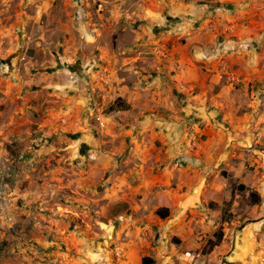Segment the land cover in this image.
<instances>
[{
    "label": "crops",
    "instance_id": "obj_1",
    "mask_svg": "<svg viewBox=\"0 0 264 264\" xmlns=\"http://www.w3.org/2000/svg\"><path fill=\"white\" fill-rule=\"evenodd\" d=\"M95 1L102 2L98 18L88 12L86 24L100 35L115 30L118 42L98 47L101 103L84 128L91 129L94 116L103 127L100 149L97 138L89 149L99 166L89 161L88 173L109 197L104 217L116 227L107 238L123 241L124 257L91 249L75 229L65 238L74 248L83 239L76 264H143L144 257L180 264L171 239L198 247L195 242L211 238L231 207V180L264 199V0ZM12 38L10 27H0V104L11 111L0 130L19 140L15 131L29 111ZM222 60L241 84L219 80ZM118 99L126 110L104 111ZM191 118L200 139L194 150L185 144ZM253 225L264 230V214ZM21 237L27 248L41 242L37 264H51L42 261L52 259L58 236Z\"/></svg>",
    "mask_w": 264,
    "mask_h": 264
},
{
    "label": "rangeland",
    "instance_id": "obj_2",
    "mask_svg": "<svg viewBox=\"0 0 264 264\" xmlns=\"http://www.w3.org/2000/svg\"><path fill=\"white\" fill-rule=\"evenodd\" d=\"M101 4L95 0H0V27L12 29V45H8L14 47L12 54L17 53L21 93L29 111L20 121L21 129L17 132L18 126L15 131L21 139L0 130V264L41 262L35 246L42 243L28 242L27 248L20 240L25 234L58 236L59 243L52 244L56 250L52 259L42 261L51 260V264L78 261L83 239L77 237L74 248L65 238L69 230L75 229L77 235L90 239L91 249L105 254L123 243L109 237L105 242L116 227L104 217L109 197L101 194L103 188L98 180H89L88 173L89 161L99 166L98 156L91 158L89 149L96 138L95 147L100 149L103 127L94 116L91 129L84 128L92 106L100 108L101 103L98 47L118 42L115 30L100 35L86 24L88 12L98 18ZM8 110L0 104V126L11 121ZM89 133L93 139L85 138ZM231 184L238 191L233 192L231 207L224 208L225 224L211 238L195 242L202 262L264 264V230L253 225L257 214H264V199L255 204L250 196L254 189L239 190L233 180ZM220 231L222 242L209 250L208 242L216 240L215 233Z\"/></svg>",
    "mask_w": 264,
    "mask_h": 264
},
{
    "label": "built area",
    "instance_id": "obj_3",
    "mask_svg": "<svg viewBox=\"0 0 264 264\" xmlns=\"http://www.w3.org/2000/svg\"><path fill=\"white\" fill-rule=\"evenodd\" d=\"M245 45H241L244 47ZM240 47V46H239ZM218 78L221 82L227 85L236 86L242 83V77L237 72L230 70L225 60H222L220 69L218 71ZM186 141L185 144L191 149H196L200 144V139L195 131L194 119H189L185 131ZM113 252L116 258L122 259L124 257V249L120 244H117L113 248ZM177 260L180 264H203L202 253L200 251H185L178 254Z\"/></svg>",
    "mask_w": 264,
    "mask_h": 264
},
{
    "label": "trees",
    "instance_id": "obj_4",
    "mask_svg": "<svg viewBox=\"0 0 264 264\" xmlns=\"http://www.w3.org/2000/svg\"><path fill=\"white\" fill-rule=\"evenodd\" d=\"M127 109V106L123 104V101L121 99H118L115 101L114 104H112L108 109H107V112H112V111H116V110H126ZM241 190H245L246 187L245 186H240L239 187ZM251 197H255V200H254V203L255 204H258L260 203L261 201V197L255 193V192H251L250 194ZM160 212V211H159ZM215 237H216V240H210L208 243H209V250H212L214 247H217L221 242H222V239H223V234L222 232H216L215 233ZM174 242L179 245V251L180 252H185V251H198L199 248L192 245V244H189L187 242H182L181 240L179 239H174ZM143 264H155V260L150 258V257H144L143 258Z\"/></svg>",
    "mask_w": 264,
    "mask_h": 264
}]
</instances>
